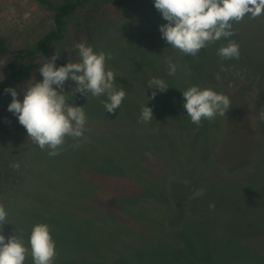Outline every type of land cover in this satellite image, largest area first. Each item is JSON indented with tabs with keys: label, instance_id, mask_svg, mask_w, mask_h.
<instances>
[{
	"label": "rangeland",
	"instance_id": "1",
	"mask_svg": "<svg viewBox=\"0 0 264 264\" xmlns=\"http://www.w3.org/2000/svg\"><path fill=\"white\" fill-rule=\"evenodd\" d=\"M90 8L96 9L93 24L77 28L84 11ZM67 22L65 38L24 70L22 80L14 87L18 99H23L26 87L42 80L38 69L54 52H60L56 67L79 62L75 45L80 42L96 53H105V69L115 74L116 89L123 87L126 95L120 107L108 113L101 102L107 101V95H72L75 84L66 81V102L83 108L86 123L83 136L78 140L65 137L55 156L49 155L50 149L34 143L8 111L11 95L5 92L0 97V205L7 213L0 234L6 241L15 237L29 249L23 264H34L29 237L36 224L48 226L55 250L69 253L60 256L55 251L52 264H114V258L131 256L135 264H264V227L253 232L256 225L250 217L248 220L249 206L240 204L216 215L213 219L219 223L217 226L195 221L194 231L192 225H186L193 218L188 216L191 210H186L183 216L188 218L173 219L167 229L163 226L165 217L177 209L175 203L155 189L134 192L132 180L147 172L153 180L170 185L171 179H188L187 171L201 163L211 165L218 174L206 179L196 177L191 184L194 195L206 194L216 184L220 189L224 181L240 184L241 188L229 181L223 186L230 194L242 193L243 187L259 182L258 173L250 168L262 167L264 174V121L259 118L264 110V14L256 18L249 14L239 22L233 21L232 36L210 43L197 56L181 53L162 38L159 26L166 21L153 0H96L81 7ZM51 26V13L42 4L34 0H0V36L11 47L33 45ZM243 39L250 53H242ZM229 42L238 45L239 56L221 59L218 49ZM169 60L177 65L174 75L169 74ZM6 62V58L0 59V79L8 72ZM152 78L163 79L169 88L147 99L155 90L147 87ZM192 86L226 95L231 107L224 116L202 119L200 125L192 123L183 108L182 95ZM143 106L152 109L151 121H141ZM77 143L79 147H73ZM14 163L19 169L11 167ZM234 168L237 170L227 172ZM130 192H134L133 198L121 197ZM211 193L215 195V191ZM69 198L83 199L89 208L103 209L111 221V210L122 218L126 217L125 206L138 204L140 208L132 210L127 221L121 219V228L107 223L95 228L63 210L69 208ZM89 208L79 207L78 211L90 213ZM223 227L230 240L222 233ZM70 229L88 243L90 256H102L105 261L70 256V251L76 252L75 247L58 240ZM180 230L190 232L185 238L183 235L181 248L160 243L168 231ZM158 243L161 245L150 251ZM93 245L97 248L90 249Z\"/></svg>",
	"mask_w": 264,
	"mask_h": 264
},
{
	"label": "clouds",
	"instance_id": "2",
	"mask_svg": "<svg viewBox=\"0 0 264 264\" xmlns=\"http://www.w3.org/2000/svg\"><path fill=\"white\" fill-rule=\"evenodd\" d=\"M154 7L160 12L166 23L159 26L162 38L173 48L190 56H197L201 49L210 43L232 36V22L241 21L246 15L256 18L264 14V0H153ZM80 61L56 67L60 52L44 59L38 69L42 80L32 83L23 91V99H18L16 89L9 87L5 91L12 97L8 111L13 113L20 125L26 129L27 136L41 149H50L49 155L59 154L65 137L78 140L83 136L86 115L81 106L70 105L64 95L66 81L74 82L72 95L79 93L86 97L107 95V101H101L108 113L118 109L125 98L123 87L116 89L115 74L105 69L104 52L96 53L84 42L77 43ZM221 59L238 58L239 47L234 42L218 49ZM110 59V56L107 57ZM177 65L168 62V71L174 75ZM148 88L155 89L147 99H154L157 91L163 93L169 86L163 79L152 78ZM59 89V91H58ZM183 108L192 123L200 125L202 119L211 120L217 115L224 116L231 107L226 95L212 89L197 86L182 91ZM264 121V110L259 113ZM141 121L153 119L150 107L143 106ZM79 147V143L73 145ZM19 169V164L11 165ZM210 204L209 208L214 209ZM7 213L0 205V226L7 223ZM29 245L34 264H52L56 255L55 243L46 224L33 226ZM29 249L15 237L0 234V264H23Z\"/></svg>",
	"mask_w": 264,
	"mask_h": 264
},
{
	"label": "trees",
	"instance_id": "3",
	"mask_svg": "<svg viewBox=\"0 0 264 264\" xmlns=\"http://www.w3.org/2000/svg\"><path fill=\"white\" fill-rule=\"evenodd\" d=\"M38 2L39 4H42L45 6L51 13L52 17V26L51 28L41 35L31 46H25V47H17L13 48L10 45L7 44L6 40L4 37L0 36V59L6 58L7 59V68L8 72L7 74L0 79V97L6 92L5 89L12 87L14 88L21 80L23 77L24 70L35 60H37L39 57L45 55L48 50L53 47L55 44H58L65 38V34L68 32V18L73 16L81 7L86 5L89 2H93L96 0H61L58 3H55L51 0H34ZM93 8L87 9L84 11L82 19L77 22V28L78 27H89L91 24H93L95 20V12ZM241 45V51L242 53L246 54L249 52L247 42L245 39H243ZM244 45V46H243ZM251 52V51H250ZM249 52V53H250ZM189 70V69H185ZM220 76H224V74L221 73ZM206 121V120H205ZM206 124H204V127ZM107 151V150H106ZM108 152V151H107ZM114 153L113 151H111ZM109 153V152H108ZM253 157V156H252ZM104 161V160H103ZM112 165H117L113 161H111ZM109 164V163H108ZM110 165V164H109ZM262 165V164H261ZM125 167V165H124ZM129 167V166H127ZM241 168L242 166H238ZM192 171H187L190 175L188 179L181 178V179H171L170 185L168 183H162L157 180H153L150 177V174L147 172H143L136 176L133 180V185L135 186V191L138 192H145L147 189H155L159 193H161L163 196H167L170 198V202L172 201L175 203L173 205H176L177 209L175 211L171 210V213L168 214V216L165 217L166 223H164V227L167 229L170 228L171 226V221L173 219L177 220L181 216H183L186 212V210H191L188 211L189 215H192L193 218L191 217L192 221L190 220L186 225L190 226V229L194 231L196 222L195 221H201L207 226H217L219 223H217V220L213 219L216 215H222L225 213L227 210L233 209L237 205H244V207L249 206V217L253 221V223L256 225V227L253 229V232L258 229L260 226L264 227V174L262 173L263 169L262 167L258 166H252L250 170L255 171L259 175V182L256 183L255 186H249V187H243V192L242 193H235V194H230L229 191L225 190L224 187L228 185V182L230 181H224L219 184L221 186L220 189L214 186V190L212 187H210V190H207L206 194L203 195H194L192 193V187L191 184H193V180L198 177V178H208L213 175V173L218 174V171L213 169V167L207 166L205 164H195V166L191 167ZM243 168V167H242ZM121 170V169H120ZM237 169H231L227 171L228 173L230 171H235ZM122 172V171H121ZM120 172V173H121ZM1 176V174H0ZM230 184H233L235 186L240 187L239 183H233V181H230ZM180 184L182 187H179ZM191 189H190V187ZM224 186V187H223ZM182 188H186L187 191L182 190ZM241 188V187H240ZM215 191V195L212 196L213 194L211 193ZM130 192L125 194L124 196H121L123 198H133L134 196L133 193ZM119 197V196H118ZM84 198V197H83ZM70 202V206L65 210L68 214L71 216H75L79 219L85 220L88 224H90L92 227L95 228H102V224L107 223L114 228L118 229L123 226L121 223L122 221L126 220V217L130 219V216L132 214V210L140 208V206L136 204H131L125 206V209H123V212L125 213L126 217L120 218V216L117 214L118 212L111 210L113 216L117 218L119 221H116L113 217L114 221L108 220L105 217V213L103 212V209H96V208H89V206L83 201V199H74V198H69L67 200ZM87 201V200H86ZM93 201H104L102 199H97ZM227 201V202H226ZM214 204L215 207L214 209H210L209 205ZM230 204V205H229ZM217 205V206H216ZM205 206V207H203ZM221 206V207H220ZM79 207H88L90 209V213L86 212H81L78 211ZM101 208V207H100ZM243 208V207H241ZM142 216H145L143 214H140ZM248 215V214H247ZM173 216L174 218L170 217ZM179 216V217H178ZM187 216V218H188ZM211 216V218L209 217ZM183 216V219L181 221H185L186 219ZM123 219V220H121ZM170 219V220H169ZM116 221V222H115ZM229 221V220H228ZM227 221V223H228ZM183 229V228H182ZM186 229V226L185 228ZM183 229V230H184ZM51 233L55 234L54 231ZM168 234L165 235V241L162 239L160 240V243L165 242L163 245H167L168 243L173 244L174 246H180L179 248L182 247V242H183V235L185 238V234L189 233L188 231L183 232L180 230L177 233H170L169 231L167 232ZM222 233L226 236V239L230 240L227 236L230 235L223 227ZM66 234V233H64ZM68 236V237H67ZM67 236H59L60 238L59 243L61 242H68L70 246L75 247L74 250L76 252L70 251V256L72 257H82V258H87L88 260H96L99 262H104L105 257L94 255L90 256L91 251L87 250L88 249V243L85 242L84 240L81 239L80 234L75 231V230H68ZM109 236V235H107ZM111 238V236H109ZM64 238H68L67 241L61 240ZM158 243L157 245L150 248V251L153 249H157L158 246L161 244ZM167 243V244H166ZM243 244H247L246 242ZM249 245V244H247ZM86 248L84 249L83 247ZM250 247H254L252 245H249ZM170 247V246H169ZM90 249L97 248V245H93L89 247ZM173 247H171L172 249ZM84 249V250H83ZM57 251V254L60 256H65L69 255V253L61 251L59 249L55 250ZM136 254V253H135ZM134 254V255H135ZM80 255V256H79ZM105 256V254H103ZM116 255L120 256L121 254L117 251ZM57 259V258H56ZM54 261V259H53ZM56 261V260H55ZM114 261V264H135L133 257L131 256L130 258H126L123 260L120 259H115L112 260ZM81 262H85V260H82ZM91 264V263H90ZM96 264H98L96 262Z\"/></svg>",
	"mask_w": 264,
	"mask_h": 264
}]
</instances>
